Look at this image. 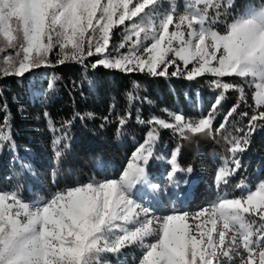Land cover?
Masks as SVG:
<instances>
[{"label": "snow or ice", "instance_id": "snow-or-ice-1", "mask_svg": "<svg viewBox=\"0 0 264 264\" xmlns=\"http://www.w3.org/2000/svg\"><path fill=\"white\" fill-rule=\"evenodd\" d=\"M162 6L161 0H0V53H15L0 63L4 76L25 77L48 66L58 49L59 64H84L100 56L90 65L93 69L188 80L211 74L210 86L219 92L212 111L198 120L168 112L172 122L157 117L139 121L152 127L118 178L66 186L34 201H25L19 186L0 190V264H109V254L120 256L129 248L140 252L136 264H264V180L255 190L242 180L236 185L239 196L223 192L195 213L173 208L157 216L136 196L139 186L158 187L148 172L157 126L185 138L186 132L207 135L227 91H239L240 99L225 121L246 102L244 88L225 77L250 78L256 90L252 114L240 113L248 117L247 129H237L243 135L228 141L230 156L222 158L215 174L217 187H228L242 168L240 155L257 127H264V0L230 19L234 0H185L183 12L174 4L164 12ZM118 26H124V41L112 45L113 56L109 45ZM122 48L127 51L119 52ZM119 123L124 126L126 119ZM224 128L221 124L215 131ZM10 143V134L0 128V150ZM54 143L60 145L62 138ZM179 151L171 153L169 182L185 171ZM61 155L58 148L57 158Z\"/></svg>", "mask_w": 264, "mask_h": 264}, {"label": "trees", "instance_id": "trees-1", "mask_svg": "<svg viewBox=\"0 0 264 264\" xmlns=\"http://www.w3.org/2000/svg\"><path fill=\"white\" fill-rule=\"evenodd\" d=\"M172 1L182 12L185 0H161L163 6L160 10L168 11ZM257 2L234 0L229 19ZM123 41L124 26H118L113 29L109 45L113 56L117 51L112 45ZM118 51L123 53L127 48ZM57 52L58 49L51 53L50 65L34 69L25 77L4 76L0 72V128L10 134L14 142V145L6 144L0 150V190L8 191L19 186L24 200L48 198L59 188L73 186L78 181L117 176L152 127L139 121L157 117L172 122L168 112H182L186 118L198 120L212 111L219 95L218 90L210 86L211 74L188 80L183 76L157 77L104 66L93 69L90 65L103 57H88L84 64L76 61L59 64L56 63ZM10 54L15 55L12 49L0 53V63L5 55ZM172 70L175 68H170ZM224 79L244 88L246 102L240 103L237 112L225 121V116L240 99L239 91H227L215 113L211 133L186 132L188 138H185L173 129L157 126L159 145L180 149L178 163L185 170L180 173L192 186L189 194L184 192L185 187H181L177 206L187 211L197 210L219 197L224 188L222 185L218 188L214 180L216 163L211 154L217 151L225 157L230 156L228 141L232 136L243 135L236 130H246L248 125V117L240 113L251 115L254 111L255 82L250 78ZM50 83L53 84L51 88ZM197 90L199 95H196ZM121 118L126 119L124 126L119 123ZM68 121L71 123L67 124ZM221 124L225 128L215 131ZM57 138H62L60 145L54 143ZM58 148L62 152L59 158L56 156ZM240 158L243 166L233 179L236 183L243 180L255 189L264 180V127H257L249 147ZM98 159L105 176L95 163ZM189 167L193 169L192 173L186 171ZM156 200L162 210L169 208L161 197ZM120 256L109 254L107 259L114 264Z\"/></svg>", "mask_w": 264, "mask_h": 264}, {"label": "rangeland", "instance_id": "rangeland-1", "mask_svg": "<svg viewBox=\"0 0 264 264\" xmlns=\"http://www.w3.org/2000/svg\"><path fill=\"white\" fill-rule=\"evenodd\" d=\"M172 2L175 5V1H172ZM184 7H185V1H184ZM165 12H167V11H165ZM196 95H199V90L196 91ZM175 113H177V112H175ZM179 113H182V112H179ZM146 138H147V135H146ZM144 140L142 142L138 143L137 147L139 146V144L143 143ZM175 150H176L175 148H167V147L163 148L161 145H159L158 137H157V140H156L155 145H154V156L150 160L148 172H149V175L151 178V183L157 185L158 187L156 189H154L148 185L139 186V190L136 192V196L139 198L138 202L143 203L145 206H150L152 208V210L156 213L157 216L169 214V213H171L173 208H175L176 210H180V211H187V210L181 209L179 206H177L178 196L181 193V187H184L182 184L185 180H187V178L182 177L180 172H178L176 174V177H175L173 182H169L168 178H167V172L171 171V165L169 163L170 158H171V153ZM211 155H212V157L216 163V172H217L219 167L222 166V164H223L222 158H224L225 156L220 155V153L217 151L212 152ZM130 158H131V155L128 157V159H130ZM127 162H128V160H127ZM127 162H126V164H127ZM95 163L98 167H100V169H101L100 171H101L102 175L105 176L104 168H102V162L98 159V160H96ZM121 171H120V173H121ZM119 174L117 176H114V175L113 176L112 175H110V176L106 175V176H107V178H118ZM233 175L231 176L229 186L226 188L223 187L224 189L219 193V196L223 192H227V193H229L231 195H235V196H239L241 194L240 191L236 188V185L239 183L238 182L236 183V181L233 179ZM214 180H215V178H214ZM17 183H19V182H17ZM77 183H86V182L78 181L74 185H76ZM20 185H22V184H20ZM191 186H192L191 182L187 181L186 185H185L184 192H187L189 194ZM252 190H255V189H252ZM231 195H230V198H231ZM157 197H161V199H163V201L165 203H168L170 205L167 210L161 209L160 204L156 200ZM216 200H214V201H216ZM25 201H28V200H25ZM30 201H34V200H30ZM214 201H211L209 203H205V204L201 205L197 210L187 211V212L195 213V212L199 211L200 209L210 205ZM127 253L128 254L124 253V256H120V258L115 260L114 264H136L138 257L140 256V252L137 249L130 248L129 251H127Z\"/></svg>", "mask_w": 264, "mask_h": 264}]
</instances>
